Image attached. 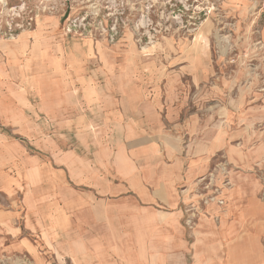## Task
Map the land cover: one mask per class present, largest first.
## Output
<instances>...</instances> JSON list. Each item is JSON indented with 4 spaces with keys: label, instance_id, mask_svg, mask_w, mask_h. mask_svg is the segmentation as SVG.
Returning <instances> with one entry per match:
<instances>
[{
    "label": "crops",
    "instance_id": "crops-1",
    "mask_svg": "<svg viewBox=\"0 0 264 264\" xmlns=\"http://www.w3.org/2000/svg\"><path fill=\"white\" fill-rule=\"evenodd\" d=\"M18 67L0 62V264H264V99L177 133H38L47 88ZM211 174L223 204L189 229Z\"/></svg>",
    "mask_w": 264,
    "mask_h": 264
},
{
    "label": "rangeland",
    "instance_id": "rangeland-1",
    "mask_svg": "<svg viewBox=\"0 0 264 264\" xmlns=\"http://www.w3.org/2000/svg\"><path fill=\"white\" fill-rule=\"evenodd\" d=\"M244 1L0 0V62L47 88L38 133H177L264 99V0Z\"/></svg>",
    "mask_w": 264,
    "mask_h": 264
},
{
    "label": "built area",
    "instance_id": "built-area-1",
    "mask_svg": "<svg viewBox=\"0 0 264 264\" xmlns=\"http://www.w3.org/2000/svg\"><path fill=\"white\" fill-rule=\"evenodd\" d=\"M223 167L224 166H222V172L225 171V168ZM203 180L202 181L205 182V184L203 185V191L213 188V194L208 195L207 197L203 196L202 198H200L198 205L191 204L190 207L186 209L187 217L185 218V225L189 229L193 228L196 225L198 217L202 213L204 206L213 202L223 204V201L218 198L221 188L215 184V182L217 181L216 176L214 174H211L208 178H205ZM223 184L225 185L227 184V182H223ZM200 195L204 194L202 193Z\"/></svg>",
    "mask_w": 264,
    "mask_h": 264
}]
</instances>
